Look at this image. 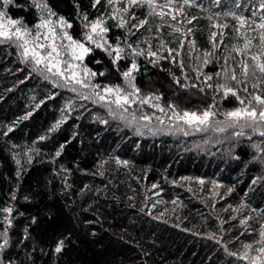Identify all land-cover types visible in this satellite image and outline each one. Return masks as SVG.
I'll return each instance as SVG.
<instances>
[{
  "label": "trees",
  "instance_id": "obj_1",
  "mask_svg": "<svg viewBox=\"0 0 264 264\" xmlns=\"http://www.w3.org/2000/svg\"><path fill=\"white\" fill-rule=\"evenodd\" d=\"M260 2L195 0L173 20L175 12L154 14L167 0H156L155 10L142 0L129 9L131 16L124 13L128 22L120 28L119 20L110 18L107 0L95 8L94 0H13L7 6L0 1V10L27 28L42 17H63L71 25L68 35L92 49L83 68L104 73L85 82L119 86L138 99L120 107L102 87L70 82L54 87L65 82L58 76L45 79L51 74L34 71L31 60L23 62L20 41L0 43V264H252L261 257L264 122L256 130L244 127L245 134L237 137L244 121L226 127L223 113L243 105L217 91L227 84L241 98L264 95V74L250 59L264 54L262 30L256 28L264 15ZM178 3L182 0H174L173 7ZM84 15L89 22L102 16L109 28L105 38L124 49L116 66L114 56L86 42ZM240 16L250 26L240 28ZM140 20L147 21L144 27H133ZM213 32L223 33L222 39L213 40ZM245 37L250 48L234 51L243 48ZM133 60L138 70L132 84L139 92L122 76ZM242 62L252 65L248 76ZM233 73L242 83L231 79ZM206 77H212L207 81L212 88L206 87ZM97 91L106 100H99ZM169 105L180 116L210 106L216 115L208 125H190ZM63 116L65 122L49 132ZM220 127L226 131H217ZM9 207L11 214L2 211ZM60 240L63 248L56 253ZM245 252L248 259L239 258Z\"/></svg>",
  "mask_w": 264,
  "mask_h": 264
},
{
  "label": "snow or ice",
  "instance_id": "obj_2",
  "mask_svg": "<svg viewBox=\"0 0 264 264\" xmlns=\"http://www.w3.org/2000/svg\"><path fill=\"white\" fill-rule=\"evenodd\" d=\"M3 5L7 6L10 5L13 0H2ZM142 0H107L108 5L112 8V13L110 14V18L113 20L118 19L119 22L116 25L117 27L124 28L127 24V20L124 17V13H129V9L141 3ZM220 0H217V3H219ZM101 3V0H94L93 3V8H95L98 4ZM147 3L149 6H151L154 10L158 6L156 4V0H147ZM174 0H167V3L159 6L161 7V11L156 13L154 11V14L159 15L161 17L171 14L173 12L176 13V15H172V19L176 20L177 15H180L184 12L185 6H194L195 0H182V3H178L176 7H173ZM116 5H120L119 7H116ZM239 6V5H238ZM36 7L42 8L47 11L49 16L55 15L51 11L50 8H48L47 4H40L37 3ZM167 8L168 12L166 13L163 9ZM260 10H264V0H261L260 5H259ZM131 16V13H129ZM232 15H235L234 13ZM256 16V12H253V17ZM6 13L4 11H0V43H3L5 41L10 42V43H16L18 41H22V43H17V47L21 50L20 55L21 59L23 62H27L28 60H31L34 62V71H40L41 75H44L45 72L51 74L50 76L45 75V79H50L52 76H58L61 80L65 82L64 85L60 84H54V87H60V86H66L69 82L75 85H80L82 88H87V87H92L94 89L101 88L103 89L104 93L108 94H115L116 99L115 103L123 107L124 105H127L130 101L131 95H125L123 93V90L119 86H98V85H90L85 82V79H90L93 76L96 75H101L103 76L104 73H93L90 72L88 69H84L83 76L84 78H77V73L73 71V69L76 67L71 62L68 61H62L60 59L61 57V52L58 51L56 45L54 43L49 44L45 46L44 44H35L33 47H29L28 45L30 43H33L34 41H39L41 38V33L39 31L35 32L33 35L32 31L28 29L27 27H24L21 23V21L18 20H13V19H5ZM132 19H135L134 16H132ZM192 19H195L193 17ZM236 19L239 21L240 28H244L246 26H250L248 23V20H246L245 17L240 16L236 17ZM83 20L85 21V27L88 29V31L85 34V39L90 43L94 44L96 48L101 49L105 52L108 53L109 56H114L112 63L114 66L117 65V62L123 59L124 57L122 56V53L124 52V49L119 46V44L113 46L109 43V41L105 38V34L109 31V28L105 26L106 21L103 19V17H99L94 21L89 22V18L87 15L83 16ZM51 23L50 20L42 17L41 18V23L36 25L35 27L37 29L40 28H48V32L51 33L52 37L55 38L56 32L54 28L49 27V24ZM59 26L61 28H64L65 26L71 27L70 24H67V22L64 20L63 17H61L58 21ZM147 23L146 20H140L139 24H134L133 27H136L137 29L144 27V25ZM188 23H191V21H188ZM252 23H255V21H252ZM217 27H226L224 26H219ZM240 28L237 29V32H240ZM256 28L261 29L260 33V40L261 44L264 45V15H261L260 17V22L256 24ZM159 30V29H157ZM174 31H180L179 28H175ZM191 31V29H189ZM220 36L221 39L223 37V33H216L213 32L211 34V38L215 40L217 36ZM31 36L32 41H30L27 37ZM64 38H66L68 41H70V44L68 45V48L71 49V55L73 60L77 61H83V58L86 54H88L92 49L90 47L85 46L84 43L73 40V38L68 35L67 32L63 33ZM48 37L45 36V39ZM163 43V42H162ZM252 41L248 39L247 37L244 38V45L243 48H234L233 50L238 52V53H244L246 52L247 49L250 48ZM181 47L184 46V42L181 41L180 44ZM216 45L214 44V47ZM50 48L51 51H46V53L40 52L38 49H43V48ZM131 48L132 46L129 45ZM77 51H79V54H77ZM135 52V49H133ZM172 50H169V54L171 55ZM136 55H140L141 53L136 52ZM148 55L152 57H157V53L153 52L151 50L148 51ZM205 55H208L207 53ZM162 58V57H161ZM251 61L254 62V67L256 70L259 71V73L264 74V54H258V55H252L250 57ZM54 62V63H53ZM157 61L154 60L153 63H156ZM207 63V60L205 61ZM61 64H65L66 67L61 68ZM43 65V71H41L40 66ZM243 68V73L245 76L249 75V68L252 66L247 62H242L240 65ZM55 69V71H54ZM138 70V66L133 60L129 68L122 73V76L125 78L126 81L130 84L131 87L134 88L135 92H139V89H135V85L132 84V80L134 79V73ZM70 72V75H66V73ZM253 75L255 74L254 72L252 73ZM212 77H206L205 84L206 87L212 88L213 85L210 83H207V81H210ZM231 79L236 81L238 84L242 83L240 80H238L237 76L233 73L231 76ZM179 83V80L176 81ZM264 82V81H262ZM192 87H197V85H192ZM253 87H257V85H253ZM220 89H223L224 95L228 96L231 94L232 96H235L237 100L240 102L243 107L241 108H236L234 110L228 111L226 113H223L225 116V121L222 123H226V127H233L237 122L239 121H244V124L242 125V130L240 132L235 133L237 137L243 136L245 133L243 131L244 127L251 128L253 130H256V127L258 123L264 122V95L256 94L255 92L250 93V98L245 99L241 98L238 92L233 89L232 87H229L227 84H221L217 87V91ZM72 91H76L75 88H72ZM200 91H204L203 88L200 89ZM243 91L248 92V88L245 86L243 88ZM98 97L99 100L104 101L106 100L105 95H101L99 91L95 93ZM51 98V97H49ZM83 99H89L90 97L84 96L82 97ZM156 99H159V97H155ZM148 100L145 99L142 101V103H147ZM41 104L44 103V101L40 102ZM40 105H36L38 108ZM159 107L158 105H156ZM170 108H173V114L176 116V118L183 119L185 120L186 123L188 124H197V125H208L210 117L216 115L215 112L211 110V106L209 109H205L202 113H197V112H188L185 111L183 112V115L180 116L175 112V109L172 105H169ZM163 111V109H161ZM31 113H28L27 116L23 117L24 119H27L28 116H30ZM67 119V116H63L61 120L57 121L55 124L52 125V127L49 129V132H55L61 124L65 122ZM144 119H148L147 116L144 117ZM13 129L9 127L8 132H11ZM198 131L204 130L202 128H197ZM219 132H224L226 131L225 127H220L217 129ZM7 135V133H5ZM260 135L264 136V132H260ZM46 137L42 136L40 137L41 140L45 139ZM63 148V145H61V150ZM57 156L60 155V152L58 151L56 153ZM118 163H120L118 161ZM127 164V162H123ZM257 181L254 180L253 183L255 184ZM203 183V181H201ZM155 187V185H153ZM230 191V190H229ZM13 199H15V196L13 195ZM3 212L7 214H11L12 209L9 208H4L2 209ZM7 220V223L9 226L11 225V220H8L7 216L5 217ZM35 220V218H33ZM241 224L246 223L245 220L240 221ZM262 230L260 232V237L261 241L264 242V225L261 226ZM7 233V229H5V235ZM5 244H7V240L5 239ZM64 241L60 240L57 242V246L55 247V252L60 253L63 248ZM3 245H0V248H2ZM246 249H251L252 245H245L244 246ZM258 251L262 254L261 257H255L252 258V264H255V261L257 259H264V247H261L258 249ZM231 255H237L236 253H231ZM239 258L241 259H248L247 252H245L242 256Z\"/></svg>",
  "mask_w": 264,
  "mask_h": 264
},
{
  "label": "rangeland",
  "instance_id": "obj_3",
  "mask_svg": "<svg viewBox=\"0 0 264 264\" xmlns=\"http://www.w3.org/2000/svg\"><path fill=\"white\" fill-rule=\"evenodd\" d=\"M2 2V0H0ZM1 11V10H0ZM5 19H10L7 16L5 17ZM51 21V23L49 24V27L54 28L55 32H56V36L55 38L52 37L51 33L48 32V28H40L37 29L36 27L33 28H28L32 31L33 35L35 34V32L39 31L41 33V38L39 41H34L33 43H30L28 46L31 48L33 47L35 44H44L45 46L54 43L58 49V51L61 52V57L60 59L62 61H68L73 63L74 65H76V67L73 69V71H75L77 73V78H82L83 73H84V68L82 66V61H77V60H73L72 59V55H71V49L68 48V45L70 44V41H68L66 38H64L63 33L66 32V26L64 28H61L59 26L58 21L59 20H54V19H48ZM41 22H39L38 24H40ZM37 24V25H38ZM45 36H47L48 38L45 39ZM30 41H32V37L29 36L27 37ZM86 40V39H85ZM22 43V41H20ZM86 42H88L86 40ZM85 44V46H87V43L82 42ZM40 52L42 53H46V51H51L50 48H43V49H38ZM77 54H79V51H77ZM54 63V62H53ZM66 67L65 64H61V68ZM55 71V69H54ZM66 75H70V72L66 73ZM108 94V93H106ZM126 94V93H124ZM108 95H112V96H116L115 94H108ZM132 100H138L135 96L132 95V98L130 99L129 102H132Z\"/></svg>",
  "mask_w": 264,
  "mask_h": 264
}]
</instances>
